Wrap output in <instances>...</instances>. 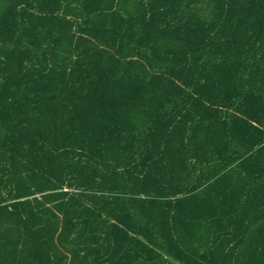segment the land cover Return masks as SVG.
I'll return each mask as SVG.
<instances>
[{"label":"trees","instance_id":"1","mask_svg":"<svg viewBox=\"0 0 264 264\" xmlns=\"http://www.w3.org/2000/svg\"><path fill=\"white\" fill-rule=\"evenodd\" d=\"M0 264H264V0H0Z\"/></svg>","mask_w":264,"mask_h":264}]
</instances>
